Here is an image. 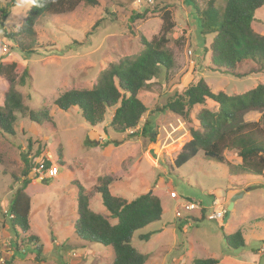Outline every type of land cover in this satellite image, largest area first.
Segmentation results:
<instances>
[{
  "label": "rangeland",
  "instance_id": "rangeland-1",
  "mask_svg": "<svg viewBox=\"0 0 264 264\" xmlns=\"http://www.w3.org/2000/svg\"><path fill=\"white\" fill-rule=\"evenodd\" d=\"M8 1L0 0V4ZM30 4L31 0H16L0 25V61L28 67L26 85L15 88L35 113L46 108L51 122L37 124L27 116L18 117L13 136L0 134V264H110L111 247L86 242L73 230L77 184L91 194L90 208L111 224L116 223L99 194L93 191L98 179L104 176L112 178L108 189L116 197L130 201L150 191L161 200L160 219L135 231L131 239L132 245L147 256L144 264H193L194 259L206 258L217 259L216 264H264V177L240 172L237 166L241 159L231 150L223 152L222 164L198 151L184 165L176 167L174 156L189 136L188 127L198 125L195 113L201 106L195 107L190 123L171 112L158 110L168 96L182 92L199 78L214 93L239 94L264 83V71L238 78L210 70L207 48L213 35L200 33L196 11L187 0H98L94 7L80 3L70 13L40 18L34 40L18 38V42H12L5 32H14ZM203 6L198 2L199 9ZM160 7L170 11L175 24L167 34L166 44L175 64L168 80H155L137 94L147 111L136 128L140 131L148 120L147 136H129L131 130L113 131V109L107 110L103 122L92 127L82 119L77 107L64 111L54 105L62 91L89 89L110 63L137 54L142 48L139 35L147 40L157 36L162 23ZM132 12L144 14L131 23L137 35L125 25ZM252 28L264 35V6L255 11ZM8 88V80L0 76V106ZM206 106L214 108V103L207 100ZM260 116L261 112L250 111L243 115V120L255 121ZM87 140H96L98 144L89 146ZM105 140L110 143L101 146ZM58 148L62 154L59 159ZM37 150L40 152L36 156ZM23 154L32 166L27 174L30 182L24 190L30 200L29 229L26 233L18 229L15 235L7 210L23 178ZM47 158L50 164L57 165L56 176L33 177V168ZM234 194L241 195L235 199L225 223L223 219L208 220L202 212L187 214L179 207L187 200L209 207L213 198L227 207ZM176 210L181 217L175 216ZM252 226L257 229L251 230ZM236 230L241 231L246 245L228 252L223 234ZM148 232L152 233L148 240L139 239L140 234ZM29 235L37 236L43 245L41 262L35 260Z\"/></svg>",
  "mask_w": 264,
  "mask_h": 264
},
{
  "label": "trees",
  "instance_id": "trees-1",
  "mask_svg": "<svg viewBox=\"0 0 264 264\" xmlns=\"http://www.w3.org/2000/svg\"><path fill=\"white\" fill-rule=\"evenodd\" d=\"M187 2L196 11L200 33L213 35L207 48L210 70L238 78L264 71V35L252 28L254 13L264 6V0H187ZM198 2L204 4L203 8H198ZM80 3L94 7L98 0H31L25 17L14 32H5V37L12 42H18V38L34 40L35 26L40 18L45 15L70 13ZM15 5L16 0L0 4V25ZM158 11L162 23L157 36L147 40L139 35L142 48L137 54L124 56L117 62L110 63L99 73L96 82L89 89L62 91L54 99V105L64 111L77 107L82 119L92 127L103 122L107 110L113 109L110 119L113 131L131 130L129 136H147L150 131L148 120L140 131L136 128L147 111L137 94L140 90L148 88L155 80L157 82L168 80V74L175 64L172 52L166 47L167 34L175 24L168 9L160 7ZM143 17L142 13L132 12L130 20L125 23L126 28L137 35L131 23ZM97 23L98 21L93 27ZM0 76L9 82V88L0 106V134L13 136L14 124L18 117L27 116L37 124L51 122L46 108L35 113L25 105L22 94L15 88V85H26L29 79L27 66H21L13 61H0ZM207 100L214 103V108L206 106ZM198 105L201 106L195 113L198 125L188 127L190 139L182 145L173 164L176 167L184 165L198 151H202L205 158L222 164L223 152L231 150L241 159L237 166L240 172L264 177V83H258L243 93L227 94L223 91L212 92L206 81L199 78L184 87L182 92L168 96L158 110L171 112L184 122L190 123L191 114ZM250 111L261 112V116L255 121L243 120V115ZM108 143L110 141L105 140L101 146ZM86 144L96 146L98 142L87 140ZM39 152L37 150L35 155L37 156ZM59 155L62 156L58 148V159ZM22 157L25 163L23 178L7 210L10 228L15 235L18 229L21 233H26L29 229L30 200L24 190L30 182L27 174L32 166L25 154ZM1 161L0 155V163ZM48 165L49 162L46 161V166ZM14 179L18 181L16 177ZM111 181L110 176L100 177L93 191L99 194L102 205L110 217L116 219V223L111 224L105 216L94 212L89 204L91 194H87L84 188L77 184L74 233L86 242H97L111 247L113 259L110 264H144L147 256L132 245L131 239L135 231L160 219L162 213L160 199L150 191L130 201L116 197L108 189ZM204 212L205 210L202 211L203 214ZM151 234L148 232L138 237L140 240H148ZM27 238L28 243H32L35 260L43 261V245L40 239L32 235ZM223 239L228 252L246 245L240 230L232 234H223ZM14 251H18L16 245ZM217 262L218 260L213 258L193 260V264Z\"/></svg>",
  "mask_w": 264,
  "mask_h": 264
},
{
  "label": "built area",
  "instance_id": "built-area-1",
  "mask_svg": "<svg viewBox=\"0 0 264 264\" xmlns=\"http://www.w3.org/2000/svg\"><path fill=\"white\" fill-rule=\"evenodd\" d=\"M7 51L8 50L5 47L4 53H6ZM46 161L49 162L50 160L47 158ZM46 161H42L38 165V167L33 168V177H35L37 174L45 178H53L54 176H56L57 165H54V163L50 164L49 162V165L46 166ZM179 207L184 208L187 211V214H191L192 211H197L199 214H201V212L205 210L204 214L206 213V219L208 220H222L226 214V205L222 204L217 198H213L211 200L209 207L201 206L195 200H187L181 203ZM175 216L181 217V212L179 210H176Z\"/></svg>",
  "mask_w": 264,
  "mask_h": 264
},
{
  "label": "water",
  "instance_id": "water-1",
  "mask_svg": "<svg viewBox=\"0 0 264 264\" xmlns=\"http://www.w3.org/2000/svg\"><path fill=\"white\" fill-rule=\"evenodd\" d=\"M241 194H234L233 196H231L229 202H228V205L226 207V214L223 218V223H225L229 216H230V213H231V210L233 209V206H234V201L235 199H237L238 197H240Z\"/></svg>",
  "mask_w": 264,
  "mask_h": 264
},
{
  "label": "crops",
  "instance_id": "crops-1",
  "mask_svg": "<svg viewBox=\"0 0 264 264\" xmlns=\"http://www.w3.org/2000/svg\"><path fill=\"white\" fill-rule=\"evenodd\" d=\"M189 139H190V137L188 136L187 139H186V141H188ZM186 141H185V142H186ZM183 144H184V143H183ZM183 144H182V145H183ZM181 147H182V146H181ZM181 147H180V149H181ZM180 149L178 150V152L180 151ZM178 152H177V153H178ZM177 153H176V154H177ZM174 157H175V156H174ZM261 186H264V182H261ZM160 201H161V200H160ZM260 214H261V213H260ZM260 214H258V215H260ZM260 219H261V218L256 219L255 221H258V220H260ZM250 229H251V230H256L257 228H255L254 226H252V228H250Z\"/></svg>",
  "mask_w": 264,
  "mask_h": 264
}]
</instances>
